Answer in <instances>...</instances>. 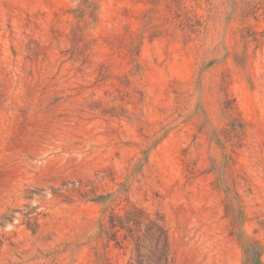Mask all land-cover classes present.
<instances>
[{"label":"rangeland","instance_id":"rangeland-1","mask_svg":"<svg viewBox=\"0 0 264 264\" xmlns=\"http://www.w3.org/2000/svg\"><path fill=\"white\" fill-rule=\"evenodd\" d=\"M264 264V0H0V264Z\"/></svg>","mask_w":264,"mask_h":264},{"label":"trees","instance_id":"trees-1","mask_svg":"<svg viewBox=\"0 0 264 264\" xmlns=\"http://www.w3.org/2000/svg\"><path fill=\"white\" fill-rule=\"evenodd\" d=\"M109 222L117 243L121 233L133 245L129 264H173L170 237L160 218L134 206L124 213L114 212Z\"/></svg>","mask_w":264,"mask_h":264}]
</instances>
